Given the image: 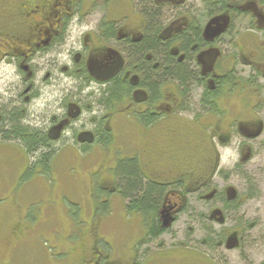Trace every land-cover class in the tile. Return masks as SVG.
I'll return each mask as SVG.
<instances>
[{"label":"flooded vegetation","instance_id":"1","mask_svg":"<svg viewBox=\"0 0 264 264\" xmlns=\"http://www.w3.org/2000/svg\"><path fill=\"white\" fill-rule=\"evenodd\" d=\"M15 123L53 156L116 154L94 220L117 199L129 254L94 234L73 264H182L163 239L191 209L234 247L251 225L228 216L264 183V0H0V145L31 151ZM130 164L155 207L126 195Z\"/></svg>","mask_w":264,"mask_h":264},{"label":"rangeland","instance_id":"2","mask_svg":"<svg viewBox=\"0 0 264 264\" xmlns=\"http://www.w3.org/2000/svg\"><path fill=\"white\" fill-rule=\"evenodd\" d=\"M14 148L0 145V264H73L91 243L94 226L105 248L114 246L118 254H129L134 238L127 233L117 199L112 214L94 220L96 209L106 212V204L97 195L101 194L100 182L112 178L103 172V166L113 165L116 154H59L44 173L29 165L35 162L33 155ZM260 180L252 189L253 199L231 213L226 222V226L251 225L241 236L230 237L240 244L229 248L233 242L228 245V236H222L216 240L220 246L205 245L209 237L191 209L165 235V247L185 246L182 264H211L208 257L216 264H264V183ZM248 191L239 185L240 195L244 197ZM192 207L198 208V204Z\"/></svg>","mask_w":264,"mask_h":264},{"label":"trees","instance_id":"3","mask_svg":"<svg viewBox=\"0 0 264 264\" xmlns=\"http://www.w3.org/2000/svg\"><path fill=\"white\" fill-rule=\"evenodd\" d=\"M19 125L20 124L18 123L13 124L14 134L12 138H15L18 134H27V137L22 138V142L25 143L31 151L26 152V154L35 157V162L29 165L38 166L41 169V172L48 173L53 165V158L57 155L53 156L50 152H47L49 146L44 136L31 129H25L22 131V128ZM121 182L126 195L134 199V204L136 206L148 210L155 207L158 203L160 192L150 189L146 191L144 190L141 177L134 165L130 164L123 170L121 173ZM96 228L97 226H94L92 235L98 234ZM213 241L214 239L212 238L213 246H216Z\"/></svg>","mask_w":264,"mask_h":264}]
</instances>
